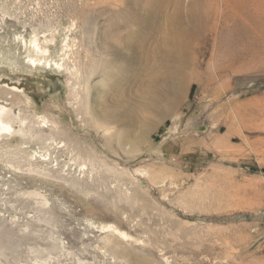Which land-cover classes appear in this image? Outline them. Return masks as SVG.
I'll return each instance as SVG.
<instances>
[{
    "label": "rangeland",
    "instance_id": "1",
    "mask_svg": "<svg viewBox=\"0 0 264 264\" xmlns=\"http://www.w3.org/2000/svg\"><path fill=\"white\" fill-rule=\"evenodd\" d=\"M131 1L0 0V264H264L263 0H197L178 79L193 0Z\"/></svg>",
    "mask_w": 264,
    "mask_h": 264
},
{
    "label": "bare ground",
    "instance_id": "2",
    "mask_svg": "<svg viewBox=\"0 0 264 264\" xmlns=\"http://www.w3.org/2000/svg\"><path fill=\"white\" fill-rule=\"evenodd\" d=\"M145 1H147V3H144L143 2V4L145 5V8H147V6L146 5H149V2H150V5H152V1L153 0H145ZM159 1H162V0H159ZM197 0H193V2L190 4L191 5V8H190V12H189V20H190V22L192 23V28L191 29H189V30H187V29H184L183 31H181V30H179V31H174V30H171L169 33H168V35H166L165 37H164V39H163V41H160V42H158L157 43V45H158V47H159V49L161 50V49H163V50H165V61H164V63H165V65L168 67V70H169V75L171 76V77H173V75H175L176 77H177V75H176V72L173 70L174 68H175V70L177 69L178 71H179V73L180 74H182V72H184V68H185V70H186V65H187V62L190 60V61H193L194 59H195V50L192 48V46L193 45H195L194 44V42L196 41L195 40V38L197 37V36H199V27H200V25H205L206 23H208L207 22V18H206V16L204 15V14H202L201 12V10H197L198 12L196 13V10H194L196 7L198 8L199 7V3H197L196 2ZM223 1H225V0H223ZM240 1V0H239ZM254 1V0H253ZM245 2V1H244ZM263 2H264V0H263ZM122 3H123V1H122ZM241 3V2H240ZM255 3V2H254ZM260 3V2H259ZM234 4V3H233ZM262 4V3H261ZM260 4V5H261ZM247 5V4H246ZM227 6V5H226ZM130 7H131V15H129V17H126L125 18V23H126V27L128 28V30H129V38H130V40L128 41L129 43H132V40L134 39V41L133 42H136V41H138L139 40V38H141V35H140V33H138V32H135L134 30H133V28H132V26L134 25V23L135 22H138V21H141V23H143L142 24V26H145V24H146V22H144L145 20H146V18L145 17H143V19H142V17L141 18H138L137 17V15L140 13L139 12V4H136V1L135 0H133V1H131V3H130ZM231 7V6H230ZM241 8V7H240ZM239 8V9H240ZM238 9V10H239ZM242 9V8H241ZM148 10H150V7H149V9ZM221 10V9H220ZM233 10V9H232ZM258 10V9H257ZM230 11V10H229ZM236 11V10H235ZM248 11V10H247ZM237 13H238V11H236ZM244 12V11H243ZM228 13V12H227ZM241 13V12H240ZM245 13V12H244ZM262 13V12H261ZM207 14V13H206ZM232 14V13H231ZM242 14V13H241ZM246 14V13H245ZM254 14H256V12H254ZM216 15V14H215ZM229 15V14H228ZM243 15V14H242ZM247 15V14H246ZM261 15V14H260ZM205 17V18H202V17ZM239 16V15H238ZM202 18V19H201ZM230 18V17H229ZM238 18V17H237ZM220 19V18H219ZM221 19H222V17H221ZM231 19V18H230ZM243 19V18H242ZM246 19V18H245ZM245 19H244V21H245ZM217 21H218V19H217ZM233 21V20H232ZM237 21V20H236ZM173 22L174 23H179V20L178 19H173ZM219 22V21H218ZM217 22V23H218ZM168 23H169V20H168ZM231 23V22H230ZM235 23V22H234ZM244 23V22H243ZM249 23V22H248ZM170 24V23H169ZM218 24H220V23H218ZM217 24V25H218ZM236 24V23H235ZM199 25V27H198V29H197V26ZM241 25V24H240ZM222 26V25H221ZM219 26H217V28H218ZM253 27V26H252ZM204 28V27H203ZM254 28V27H253ZM213 29V28H212ZM218 30H220L219 28H218ZM239 30V29H238ZM203 32H204V30H203ZM207 32H210V31H207ZM212 32V31H211ZM210 32V33H211ZM229 32V31H228ZM209 35V34H208ZM212 35V34H211ZM210 35V36H211ZM201 36H203V35H201ZM262 36V35H261ZM207 37V36H206ZM214 37V36H213ZM213 37H212V39H213ZM216 37V36H215ZM221 37H223V36H221ZM198 38V37H197ZM201 38V37H200ZM204 38V37H203ZM211 38V37H210ZM219 38V37H218ZM244 38V37H243ZM204 39H207V38H204ZM219 39H221V38H219ZM226 39H229V38H226ZM198 40V39H197ZM201 40V39H200ZM222 40V39H221ZM224 41V40H223ZM222 41V42H223ZM230 41V40H229ZM205 42V41H204ZM215 42V41H214ZM218 42V41H217ZM221 42V43H222ZM236 42V41H235ZM199 43V42H198ZM201 43V42H200ZM226 43V42H225ZM213 44V43H212ZM215 44V43H214ZM241 44V43H240ZM239 44V45H240ZM244 44V43H243ZM219 45V44H218ZM232 45V44H231ZM197 46V45H196ZM230 46V45H229ZM236 46V45H235ZM242 46V45H241ZM244 46V45H243ZM157 47V48H158ZM167 47H169V48H167ZM219 47V46H218ZM225 47H228V46H225ZM224 47V48H225ZM238 47V46H237ZM233 47H231L230 49H232ZM236 48V47H235ZM239 48H240V46H239ZM252 48V47H251ZM167 49V50H166ZM201 49V48H200ZM216 49V48H215ZM215 49H214V51H215ZM227 49V48H226ZM229 49V48H228ZM227 49V50H228ZM234 49V48H233ZM237 49V48H236ZM242 49V48H241ZM244 49V48H243ZM258 49V48H257ZM218 50V49H217ZM253 50V49H252ZM200 51V50H199ZM219 51V50H218ZM217 51V52H218ZM237 51V50H236ZM239 51V50H238ZM243 51V50H242ZM251 51V50H250ZM249 51V52H250ZM217 52L215 53V54H217ZM246 52H248V51H246ZM256 52V51H255ZM222 53V52H221ZM227 54H228V52H226ZM234 53V52H233ZM243 53V52H242ZM224 54V53H223ZM223 54H222V56H223ZM237 54V53H236ZM238 54H239V52H238ZM248 55V54H247ZM197 56H198V54H197ZM218 56V55H217ZM216 56V57H217ZM232 56V55H231ZM237 56V55H236ZM215 57V56H214ZM225 57V56H224ZM213 58V57H212ZM218 58V57H217ZM216 58V59H217ZM219 58H221V55H220V57ZM228 58V57H227ZM227 58H225V59H227ZM233 58V57H232ZM239 58V57H238ZM222 59V58H221ZM215 60V59H214ZM218 60V59H217ZM228 60V59H227ZM223 61H225V60H223ZM220 62V61H219ZM218 63V62H217ZM48 64V63H47ZM119 70L117 71V72H115L114 71V67H112L110 64H108L107 66H106V69H105V71H104V73H100L101 74V76H102V84L103 83H105L108 79L109 80H121L122 79V77H123V74H122V70H123V68H125V65L124 64H120L119 66ZM174 67V68H173ZM218 69V68H217ZM176 70V71H177ZM185 73V72H184ZM183 73V74H184ZM167 75V77H168V73L166 74ZM186 76V75H185ZM175 77V78H176ZM180 77H182V75L180 76ZM179 77V78H180ZM111 78V79H110ZM117 78V79H116ZM175 78H173L174 80H176V79H178V77L175 79ZM172 79V80H173ZM170 80V79H169ZM184 80V79H183ZM180 81V80H179ZM171 82V81H170ZM174 83H175V81H174ZM174 83H172L173 85H174ZM177 83V82H176ZM175 83V84H176ZM171 84V83H170ZM169 84V85H170ZM177 84H179V83H177ZM176 84V85H177ZM176 85H175V87H176ZM172 88H173V90H175V89H177V87L174 89V87L172 86ZM170 91H171V89H170ZM172 93H173V91H172ZM2 108V107H1ZM0 108V128H8V124H4L3 123V119H2V109ZM4 108V107H3ZM4 114V113H3ZM104 115H105V117H108V115L106 114V113H104Z\"/></svg>",
    "mask_w": 264,
    "mask_h": 264
}]
</instances>
